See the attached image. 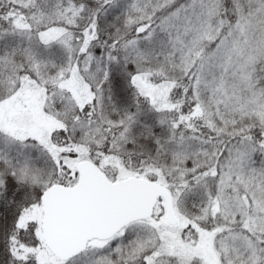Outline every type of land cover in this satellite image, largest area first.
<instances>
[{
  "label": "snow or ice",
  "instance_id": "1",
  "mask_svg": "<svg viewBox=\"0 0 264 264\" xmlns=\"http://www.w3.org/2000/svg\"><path fill=\"white\" fill-rule=\"evenodd\" d=\"M0 264H264V0H0Z\"/></svg>",
  "mask_w": 264,
  "mask_h": 264
}]
</instances>
